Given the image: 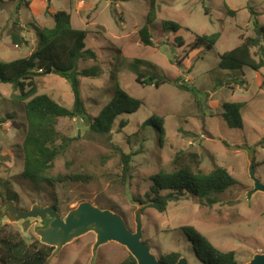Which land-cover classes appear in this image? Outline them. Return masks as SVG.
<instances>
[{
    "label": "rangeland",
    "instance_id": "1",
    "mask_svg": "<svg viewBox=\"0 0 264 264\" xmlns=\"http://www.w3.org/2000/svg\"><path fill=\"white\" fill-rule=\"evenodd\" d=\"M4 1L0 8V61L28 57L36 50L39 31L55 27L52 16L46 14L50 6L51 14L71 13L73 27L88 32L86 49L98 57L97 61L79 62L81 71L95 66L101 71L100 76L81 79L88 114L98 116L113 98L115 83L144 104L137 112L120 116L107 136L92 132L82 119H60L58 145L67 139L69 146L49 176L86 175L92 180L34 184L21 176L27 130L24 106L13 98L17 92L11 85L0 84V203L10 197L24 210L56 205L66 217L81 203L90 202L120 212L132 231L136 230L135 213L143 204V242L161 261L178 252L189 264H204L184 227H194L221 251H233L238 264H248L255 255L264 254V193L247 198L254 188L249 176L251 159L264 184V68L259 72L248 67L219 68L223 53L236 48L242 37H255L256 28L264 27V0H158L157 20L149 29L150 46L139 33L147 24L151 0ZM15 21L23 28L25 45L13 44L9 36ZM164 21L178 23L182 29L167 32ZM212 35L218 37L215 45L192 49L198 38ZM136 60L142 62L140 72L155 74L162 81L159 86L137 83L131 65ZM174 79L191 90H180L171 82ZM37 82L38 94L72 108L73 93L63 78L51 73ZM240 102L245 103L243 126L233 129L224 119V105ZM153 116L165 119L162 141L157 128L142 130L143 123ZM123 120L127 125L120 129ZM179 153H185L187 162L192 159L189 154L199 155L206 174L217 167L226 168L237 184L214 197L213 205L191 197L170 203L167 211L160 213L148 202H140L149 191L150 178L162 170L172 171ZM124 155L131 156L128 172ZM38 227L45 224L31 220L24 229L22 222L0 219V231H19L26 239L40 241ZM95 242L96 234L89 233L55 251L46 264H117L130 254L113 242L94 254Z\"/></svg>",
    "mask_w": 264,
    "mask_h": 264
},
{
    "label": "trees",
    "instance_id": "2",
    "mask_svg": "<svg viewBox=\"0 0 264 264\" xmlns=\"http://www.w3.org/2000/svg\"><path fill=\"white\" fill-rule=\"evenodd\" d=\"M158 0H151V9L147 17V24L141 29L140 37L147 46L152 45L149 29L157 20L160 9ZM5 4L0 0V8ZM48 6L46 14L55 21L54 28H43L39 31V40L36 50L28 57L13 61H0V84L11 85L13 98L24 106L27 123L26 136L23 142L24 169L22 178L34 184L71 181L88 182L91 176L70 175L52 178L49 172L53 169L55 161L69 146L67 139L58 145L60 131L59 121L62 118L82 119L87 121L90 130L98 135H109L117 119L125 114L137 112L144 104L141 99L130 96L118 83H115L114 96L97 117H91L86 109L81 95V79L101 75L98 67L79 69V62L83 60H98L96 53L86 49L88 32L76 29L72 24V15L66 11L51 14ZM235 14L234 11H228ZM163 29L176 33L182 29L181 25L172 21H164ZM23 28L18 21L9 36L13 44L22 46L28 43L21 36ZM255 37L241 38V43L234 49L220 56L219 68L222 70H241L251 68L259 72L264 68V27L256 28ZM178 40V38H176ZM217 35L202 36L193 44V48L205 44L211 47L217 42ZM141 61L136 60L131 65L136 73V81L142 86L161 84L155 74L140 72ZM58 75L70 86L73 93V106L71 109L61 106L46 94H38L37 79L48 74ZM180 90H191L189 85L179 80H171ZM244 102L227 103L224 105V119L228 127L238 129L243 126L242 111ZM165 119L153 116L142 125V130L149 127L157 128L160 140L165 137ZM127 125L121 121L120 129ZM192 159L187 162L185 153L176 155L172 162V171L162 170L150 178L149 191L142 203L148 202L150 207L160 213H165L170 203L194 197L201 203L213 205L214 197L226 193L237 184V180L226 168L217 167L206 174L201 169V160L197 154H189ZM131 156L124 155L125 172ZM166 192V194H163ZM10 193L7 190V195ZM18 196H15V198ZM13 198H8V200ZM56 209L58 207L54 205ZM116 213V210H112ZM184 233L193 243L197 256L204 264H238L233 251L224 252L216 248L203 234L194 227H184ZM54 251L53 247L42 244L37 238L26 239L19 231H0V264H46ZM180 253H170L162 261L175 264L181 258ZM117 264H137L129 254Z\"/></svg>",
    "mask_w": 264,
    "mask_h": 264
},
{
    "label": "water",
    "instance_id": "3",
    "mask_svg": "<svg viewBox=\"0 0 264 264\" xmlns=\"http://www.w3.org/2000/svg\"><path fill=\"white\" fill-rule=\"evenodd\" d=\"M51 73V71L48 72V74ZM256 173L254 159H251L249 176L254 188L247 194L248 199L258 192L264 193V184ZM143 207V204H139L135 213V231L129 229L120 214L101 209L90 202L81 203L63 217L55 207L34 205L31 209L24 210L19 209L13 200H4L0 203V219L7 218L13 223L22 222L24 229L28 228L31 220L36 224L40 222L45 224V227L37 228L36 234L42 244L54 248L52 255L75 240L94 233L96 234V242L93 245L94 254L101 246L113 242L125 247L137 264H168L159 260L152 253L151 247L143 242ZM175 264H189V260L181 257ZM248 264H264V254L255 255Z\"/></svg>",
    "mask_w": 264,
    "mask_h": 264
}]
</instances>
